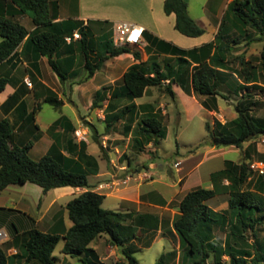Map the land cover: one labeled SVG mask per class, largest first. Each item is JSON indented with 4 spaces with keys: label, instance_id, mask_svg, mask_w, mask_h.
Here are the masks:
<instances>
[{
    "label": "trees",
    "instance_id": "trees-1",
    "mask_svg": "<svg viewBox=\"0 0 264 264\" xmlns=\"http://www.w3.org/2000/svg\"><path fill=\"white\" fill-rule=\"evenodd\" d=\"M0 7V64L10 59L25 40L33 52L34 66L38 67L39 59L47 56L52 68L65 79L67 73L54 56L65 43L66 36L76 28L81 33L79 41L89 77L111 57L130 51L126 45L116 46L110 33L106 34L102 42L100 54L93 55V46L88 44L93 39L90 40L86 26L77 27L70 18L55 21L59 16V0H0ZM164 10L167 14L175 13V27L181 33L199 36L206 31L190 15L187 0H165ZM18 14H28L35 28L30 30L16 20ZM250 30L258 32L263 41L260 67L242 59V68L237 74L229 68L227 56L232 50V41L247 39V42L252 43L259 38ZM233 33H236L235 37ZM165 52H169L171 57L166 59L164 67L158 62L143 61L139 51L133 52L139 61L125 71L122 76L123 85L111 93V99L105 109L108 111L105 116L108 127L128 112H134L139 118V132L145 136L147 142L158 143L167 134L162 111L152 102L140 104L137 110L136 103L132 101L147 94L150 87L163 83H166L165 88L170 95L175 97L173 84L178 83L188 92L193 89L197 95L214 99L217 96L228 99L229 95L223 91L225 88L241 94L240 101L235 105L236 117L225 122L216 118L213 128L206 122L212 145L235 146L241 149L251 138L264 135V117L253 113V106L259 104V100L255 99L254 93L246 91L249 86L260 87V79L264 77V0H231L214 41L194 49L175 45ZM72 60L74 61V57ZM193 62L196 64L193 65ZM8 82V76L0 75V92L6 88ZM106 94L104 90L99 91L97 95L103 100ZM113 98L131 103L119 112L110 113L116 107ZM45 102L55 106L63 104V100L57 95H48ZM202 103L207 105L206 101ZM92 106L102 105L95 99ZM41 107L42 104H37L34 112ZM128 127L130 128L129 125ZM92 131L95 132L93 127ZM12 137L13 127L10 120L1 119L0 189L26 182L38 184L45 191L65 186L86 189L67 202L66 208L73 224L63 235L44 231L36 226L22 233L16 229L13 241L20 249L14 254H8L6 249L0 246V264H17L19 260L36 264H57L54 251L61 238L65 241L61 253L71 256L83 255L81 260L84 264H105L91 246L92 241L104 233L109 234L111 241L118 246L130 241L125 249L128 264H140L134 255L139 250L134 241L149 234L154 238L158 223H152L153 216L140 215L141 232L138 234L132 229V225L125 224L131 213L102 206L106 194L89 188V171L81 159L76 157L73 147L71 154L65 155L56 138L46 154L34 159L29 153L34 141L17 145L12 144ZM81 144L85 147L87 143L81 141ZM249 161L235 162L227 159L225 166L211 175L214 187L198 186L189 190L181 199L180 211L173 219V229L179 238L182 264H211L209 259L215 264H227L223 260L224 256L230 257L228 264L264 262V244H253L254 254L250 260V252L240 251L236 246L239 242L247 240L248 231L257 236L258 227L264 222L263 175H260V182L254 188L243 187L253 172L250 167L252 161ZM225 179L229 180L228 184L224 183ZM222 191L228 192V208L223 211L215 210L208 204V200ZM216 227L227 229L224 240L216 237ZM176 256L175 250L164 252L155 264H168Z\"/></svg>",
    "mask_w": 264,
    "mask_h": 264
},
{
    "label": "crops",
    "instance_id": "crops-1",
    "mask_svg": "<svg viewBox=\"0 0 264 264\" xmlns=\"http://www.w3.org/2000/svg\"><path fill=\"white\" fill-rule=\"evenodd\" d=\"M230 1L231 0H187L190 15L206 30L202 35L199 36H188L176 29V15L175 13L167 14L165 12V0H59V16L55 21L57 22L70 18L72 21H74V24H77V27L82 25L86 26L89 30L90 40L93 39L91 43H88L89 46H93L92 44L94 40H96L97 45L101 48L106 34L112 33L111 38L113 39L114 26L117 22H119H114L113 20L112 23L110 20H108L106 17L110 16L108 13H104L106 11L105 9H109L110 7H119L118 9L120 11L130 14L129 16L124 15L123 17H135L130 18L131 21L129 22L138 23L144 27V36L140 44L126 45L128 47L132 46L133 48L130 49L129 52H124L123 54L115 56L116 60H130L127 64L126 70H128L132 64L139 61L133 54L134 51H139L141 54V60L143 59V54H146L147 58L143 61H149L150 63L158 62L162 67H164L166 59L171 57L169 52H165L168 48H172V46L176 45L184 49H194L202 46L205 43L214 41L225 10ZM24 15L28 17H23ZM15 19L20 21L22 24L28 23V26L25 24L24 25L30 30L35 28L32 18L27 14H18ZM145 31L147 33H145ZM75 32H78L80 37L73 38L71 41L65 39V43L60 48L58 54L54 56L55 60L62 67L64 72L67 73V78H65V81L69 80L70 75L74 77V75L77 74L78 67L83 65L85 66L86 59L81 50V44L79 41L81 38V33L79 29L76 28L73 33H70L67 36L73 37ZM148 35L151 38H148ZM72 57H74V61L72 60ZM163 59L165 62L163 61L164 63H161L160 61ZM33 62V52L30 46H28L24 40L16 50L15 54L10 59L0 64V75H6L9 78L6 88L0 92V120L3 118H8L10 120L13 127L12 144L23 145L30 141L31 137H33L34 144L31 147L29 153L31 156V154L37 150L40 155H38V157L32 155L33 157H31L34 159H39L50 150L55 139L57 138L60 148L65 155H70L71 147H73L72 150L76 151V157L81 159L89 171L88 178L90 174H93L96 177L102 176L104 174L103 164L101 158L98 156L99 147L97 142L93 141L92 139L94 132L91 128L90 143H87L84 147V145L81 144V141H79L75 135V130L80 128V126H77L74 121L67 118L65 115H62L60 118L55 120L42 122L41 116L39 114L42 110V107L34 112V109L37 106L35 102H39L40 100L43 101L39 98V96L44 98V103H47L45 102V98L49 94L46 93L43 95V93L47 92L49 88L55 90L53 84L60 83L64 79H62L52 68L47 56H42L39 59L38 67L34 66ZM194 64H196V62H193V65ZM49 66L52 69H50ZM101 71L102 69H98L93 74V76L90 77V80L85 82V84H78V89L81 90L83 85H89L87 87L88 89L84 88L86 92H89V105L93 104L95 99H97L100 104L104 102L105 105L101 104L102 106L100 108L105 113L104 116H106L108 111L105 109L111 99V93L116 91L117 88H110L112 89V92L110 93V91H108L105 99L103 100L97 95L99 91H104L97 83V78L99 74H101ZM28 81L31 82V85H29ZM122 85L123 83L119 85V87ZM94 86L95 96L92 97V88ZM173 90L175 92V101H177L180 96H187L188 98L190 97L194 102L199 104L201 108L207 110L209 116L212 113H217L219 109H221L220 100L218 98L219 96L214 99L203 95L204 98L200 100L193 89L191 92H188L178 83L173 84ZM58 97L59 99L63 100V105L67 104L66 99L62 98L61 95H58ZM202 101H206L207 105H204ZM113 102L116 107L115 110L110 111V113L119 112L117 110L122 101L118 98H113ZM132 102L138 104L137 110H139L140 104L151 101H143L142 103H138L137 98H135ZM161 106H163V104ZM163 112L170 114L168 108L166 109L164 106ZM87 118H91V116L88 115ZM99 133L102 134L101 131H99ZM109 135L110 134L101 135V138L107 139L109 138ZM167 135L168 127L166 136L159 140L158 148H160L162 141L166 139ZM91 141L93 142L91 143ZM151 143L153 142H147L148 145ZM207 143L211 144V141H207ZM94 144H96V147H93ZM212 148L218 147L212 145ZM235 149L238 148L236 147ZM111 160L112 163L116 165L115 160L113 158ZM206 160L207 159L205 158H198L192 153H190L184 159H176L175 166L177 167V171L179 173L175 182H170L168 179L161 176L160 178L156 179L155 173L151 170H148V166L146 171L148 173H145L146 175H152L149 180L139 182L127 188L116 187L114 189L113 192H117L119 199L121 200L119 206L122 209L121 211L131 213L125 224L132 225V229L137 231V233H140V215L142 214H149L150 216H153L152 223L154 224L155 221L158 223V229L154 238L150 242H145L146 244L144 247L151 246L156 239L163 237L160 235L165 229L172 231V233L177 236L175 230L173 229V219L174 216L180 211L179 205L181 199L189 190L198 186H204V183H207L205 184V187H214L211 175L213 172L223 168L227 159H224L223 166L219 169H211L208 167V170L203 172L201 168L205 164ZM131 163V160L128 159L127 164L120 165L126 169L131 166ZM155 164V162H151L150 166H155ZM140 167H143L144 169L146 165L142 164ZM191 180H193L192 184L186 188V184ZM99 183L102 184L106 182L101 181ZM224 183L228 184L229 180L225 179ZM178 184L180 188L174 190L175 186ZM144 185H147L145 190H143ZM85 189L86 187L65 186L45 191L43 187L38 184L26 182L21 184H11L4 189H0V196H5L7 198V201L4 202V205H13L14 208H18L23 211L22 214L25 216V219L19 222V226H16L15 230L17 229L18 231L23 232L36 226L41 230L57 232L63 235L65 231L73 224L69 217V211L66 208V204L75 195L84 191ZM93 189L97 191L98 187ZM52 192L57 194L51 197ZM113 192L102 193L106 194L107 196ZM68 194L74 196L70 199H64L63 197ZM217 196L218 195L214 196L213 198H216ZM208 204L215 210L223 211L228 208V199L225 202H221V204L217 206L212 205L209 199ZM147 228L149 227L147 226ZM1 230L6 232L7 237L4 240H0V246L1 244L5 243L11 244L5 248L7 253H16L20 247L13 243L14 241L12 242L15 235L14 228L10 230L0 228V231ZM104 234L101 236H104ZM99 237H97L91 243V246L97 251V253L98 249L96 241ZM63 255V260L70 258L69 256H71H68V254ZM82 257L83 255H80V258ZM17 264L36 263H28L23 260H19Z\"/></svg>",
    "mask_w": 264,
    "mask_h": 264
},
{
    "label": "rangeland",
    "instance_id": "rangeland-1",
    "mask_svg": "<svg viewBox=\"0 0 264 264\" xmlns=\"http://www.w3.org/2000/svg\"><path fill=\"white\" fill-rule=\"evenodd\" d=\"M118 8L119 7H110L109 9H105L106 11L104 13H108L110 16L106 18L112 23L113 20L114 22L122 20L131 21L130 18H135L123 17L124 15L129 16L130 14L120 11ZM23 17L28 16L24 15ZM23 24L27 25L28 23ZM252 33H254L256 37H259L252 43L247 42V39H242L240 42L232 41V50L228 53L227 58L229 68L232 71L234 70L237 74H239L238 71L242 68V59L244 61L249 60L257 65V67H260V51L263 47V41L260 36H258V32L252 31ZM233 35L235 37L236 33H233ZM92 45L94 49L92 52L93 55L98 56L101 52V48L97 45L96 40H94ZM129 48L132 49L133 47L129 46ZM142 58V60H145L147 55L143 54ZM129 61L130 60L128 59L125 61H118L115 57H111L105 61L100 68V70L102 69L101 74H99L97 78L98 85H100L105 92L110 91L111 93L112 89L110 88L116 87L118 89L119 85L123 83L122 75L127 69ZM163 61L164 59L160 62L164 63L165 61ZM50 69L52 68L50 67ZM88 80H90V77L88 76V70L86 67L84 65L78 67L77 74L74 75V77L70 75L68 81H65L64 79L60 83L53 84L55 90L49 88L47 92L43 93V95L46 93L49 95H61V97L67 101L66 105L62 104L60 106H55L48 102L44 103V98H41L39 95V98L43 101L38 99L40 101L35 102V104H42V110L39 113L42 122H49L65 115L67 118L74 121L77 126L89 127L91 129L93 127L95 132L92 135V139L97 142L99 147L98 156L101 158L104 174L99 177H96L93 174L89 175V182L92 184L89 187L90 189L98 187L97 191L113 192L116 187L127 188L139 182L147 181L152 176L150 174L146 175V173H148L146 172L148 166V170L155 173L156 179L161 176L168 179L170 182H175L179 173L175 166L176 159H184L190 153L198 158L207 159L201 168L203 172L208 170V167L211 169H219L223 166L224 159H231L237 162L245 160L253 161L257 159L264 160V135H258L251 138L244 144V148L241 149H235L236 147L232 146L212 148V145L207 143V141H211V136L206 129V122L208 121L213 128L216 118L221 121H229L237 116L235 105L240 101L241 94L230 92L227 88L223 89V91L229 95V98L225 99L222 96H219L218 98L220 100L221 109H219L217 113H212L209 116L208 111L201 108V106L194 102L190 97L180 96V98L175 101L174 97H172L166 90V83L150 87L147 94L143 97L137 98V101L138 103L151 101L162 111V120L168 127V135L166 139L162 141L160 148H158L159 142L152 141L153 143L149 145L147 144L145 136L138 130L139 118L135 116L134 112H128L124 118H121L111 127H108L105 121V113L101 108L93 107L92 104L89 105V92H86L84 89L89 85H83L81 90L78 89V84H85ZM259 83L261 85L260 87L249 86L250 88H247L246 91L254 93L255 99L259 100V104L253 106V113L257 116L264 117V77L260 79ZM94 91L95 86L92 88V97L95 96ZM244 91L245 90H243V92ZM198 97L200 100L204 98L203 95H198ZM129 103L130 102L128 101H123L121 105H119L117 111H121ZM101 104L105 105L104 102ZM162 104L166 109L168 108L170 114L163 112ZM136 105V109H138V104ZM86 115L91 116V118H87ZM99 131H101L102 134H100ZM104 134H110L109 138L102 139L101 135ZM31 140H34V138L31 137ZM93 141H91V143ZM93 147H96V144H94ZM32 155L38 157L40 154L35 150L31 156ZM249 156L250 158H248ZM112 158L115 160L116 165L112 163ZM128 159H130L132 163L131 166L125 169L120 164H127ZM151 162H155V166H150ZM142 164L146 165L144 169L143 167H140ZM260 179L258 173L252 172L250 178L246 181L243 187L254 188L259 184ZM101 181H105L106 183L100 184L99 182ZM192 182L193 180L188 182L186 188H188ZM205 184L207 183H204V186ZM146 186L147 185L143 186V190L146 189ZM179 188L180 186L178 184L175 186V189H173L176 190ZM56 194L52 192L51 197ZM73 196L74 195L68 194L63 198L70 199ZM228 196V192L222 191V193L218 194L216 198L210 199V201L212 205L217 206L220 205L221 202H225L228 199ZM6 199L5 196H0V228H5V230L14 228V234L16 235L15 227L19 226V222L25 219V216L22 214L23 211H21V209L14 208L13 205H4V202L7 201ZM120 203L121 200L119 199L117 192H113L104 198L102 206L106 209L121 211L122 209L119 207ZM226 231L227 229L216 227L215 235L217 238L224 240L226 237ZM257 233V236H254L252 231H248L246 233L247 240L242 241L241 243L239 242L236 245L240 251L243 250L250 252L248 255L249 260L254 254L253 244H264V222L259 225ZM160 236L163 237L156 239L149 247L144 246L146 244L145 242L152 241L150 234L144 235L140 239L134 241L140 249L134 254L138 258L140 264H155L164 252L171 250L177 251V256L171 259L168 264H182L180 259L181 249L177 236L168 229H165ZM64 242V238H61L54 251L56 263L84 264L80 256L71 257L68 255L70 258L65 260L62 259V256L64 255L61 253V248ZM128 243L118 246L111 241L109 234H104V236L99 237L96 241V245L100 260L105 264H128V259L125 255V249L128 248ZM9 245L11 244H1L4 248H7ZM229 259V256L223 257V260L226 261L227 264L229 263ZM208 261L211 264H215L211 259ZM262 264H264V262Z\"/></svg>",
    "mask_w": 264,
    "mask_h": 264
},
{
    "label": "built area",
    "instance_id": "built-area-1",
    "mask_svg": "<svg viewBox=\"0 0 264 264\" xmlns=\"http://www.w3.org/2000/svg\"><path fill=\"white\" fill-rule=\"evenodd\" d=\"M144 36V27L138 23L129 21H119L114 26L113 41L116 46L124 45H138L142 42ZM80 37L78 32L72 36H66V40L71 41L73 38ZM29 85L31 82L28 81ZM75 135L79 141L90 143V128L80 127L75 130ZM251 169L259 175H264V160H253L250 164ZM7 234L5 231H0V240L6 239Z\"/></svg>",
    "mask_w": 264,
    "mask_h": 264
}]
</instances>
